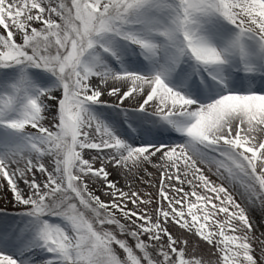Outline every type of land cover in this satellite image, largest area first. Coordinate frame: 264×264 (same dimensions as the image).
I'll use <instances>...</instances> for the list:
<instances>
[{
    "label": "snow or ice",
    "instance_id": "1",
    "mask_svg": "<svg viewBox=\"0 0 264 264\" xmlns=\"http://www.w3.org/2000/svg\"><path fill=\"white\" fill-rule=\"evenodd\" d=\"M0 192V264H264V0H0Z\"/></svg>",
    "mask_w": 264,
    "mask_h": 264
},
{
    "label": "rangeland",
    "instance_id": "2",
    "mask_svg": "<svg viewBox=\"0 0 264 264\" xmlns=\"http://www.w3.org/2000/svg\"><path fill=\"white\" fill-rule=\"evenodd\" d=\"M148 167V171L153 173V177L156 178L154 179V182L158 185V172L156 171V169L152 166H147ZM143 175V174H142ZM114 178H118V177H114ZM147 179V177H145ZM212 179H215V177L213 176ZM121 184H124V181H121ZM136 187L141 189L142 191H148L151 192L153 194V197L155 198L156 196V188H149L147 185L136 181ZM103 198V197H102ZM11 201V196L10 194L6 193V192H0V209H4V210H16L14 209V205L13 203L10 202ZM155 206V205H154ZM251 216L253 219V222L257 225H260L261 223V219H262V214L259 210H254L251 212ZM264 231V227H258L256 229V234L257 236H259L260 232ZM201 251L207 252L208 251V246L206 243L201 244Z\"/></svg>",
    "mask_w": 264,
    "mask_h": 264
}]
</instances>
